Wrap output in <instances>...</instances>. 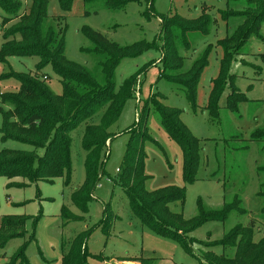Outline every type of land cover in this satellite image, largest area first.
Returning a JSON list of instances; mask_svg holds the SVG:
<instances>
[{"label": "rangeland", "instance_id": "1", "mask_svg": "<svg viewBox=\"0 0 264 264\" xmlns=\"http://www.w3.org/2000/svg\"><path fill=\"white\" fill-rule=\"evenodd\" d=\"M20 2L22 13L31 6L32 0ZM245 5L244 0H154L152 10L150 5L139 3H130L123 9L112 10L106 7L104 0H74L70 10L64 11L58 0H48V23L58 29L64 26L67 28V58L91 71L97 80L103 78L98 65L100 59L94 53L84 51L90 47V43L83 34V29L101 33L121 46L146 42L150 47L138 57L123 59L115 69L114 81L118 87L131 76L139 74L137 92L125 103L119 120L110 129L115 136L104 149L103 175L93 192L86 214H81L71 202L72 193L85 180L86 152L82 148L84 124L71 133V176L68 184L65 178L51 183L27 185L26 181L19 178L8 180L0 177V225L2 219L9 216H40L35 228L33 220L27 221L25 238L14 239L4 250H0V264L10 263L11 257L32 234L36 241L29 243L26 249L29 264H62V243L71 242L79 233L99 225L106 214V206L114 220L107 235L102 227H98L89 237L87 249L92 256L88 259V264H130L140 259L148 261V264H210L209 260H217L223 252L221 247L215 245L230 230L239 224L247 226L254 219L256 228L252 240L259 242L264 239V200L258 195L260 185L264 182V174L258 172V167L264 166V148L261 144L250 141L252 133L257 128L264 127V63L260 58L263 45L258 37H250L231 67V72L237 76L235 85L245 93L248 101L239 103L237 112L227 110V91L222 98L217 121H213L205 111L211 80L218 75L222 57V50L217 42L231 35L241 24L237 11H242ZM166 14L179 15L185 20H196L202 15L209 19L207 34L194 31L186 33L185 37L189 42L187 48L182 45L181 32L173 30L178 48H185L184 51L179 50L185 59V71L205 50L211 48L209 65L201 75L197 108L194 110L179 87L170 85L160 77L163 69L164 33L157 15ZM3 15L0 10V24ZM261 35L264 36V26ZM2 36L3 28L0 25V46L4 42ZM38 61L36 57H11L6 63H0V92H18L19 83L3 76L15 73L35 75ZM43 74L48 76L46 83L50 90L61 95V82L51 68H46ZM155 93L164 96L163 103L166 106L182 112L184 124L202 142L205 149L201 153L198 180L191 184L185 183L182 152L168 138L152 109L148 121L149 131L161 142L165 154L153 146L146 149L145 172L151 177L148 188L151 191L172 187L185 189L183 215L186 220L198 218L200 211H220L235 200L247 212L243 216L234 212L225 222L211 221L199 227L190 235L196 241L192 245V254L185 252L175 241L156 236L143 228L133 215L125 192L118 182H113L117 178V170L122 165L131 137L127 130L136 124L145 103ZM0 108L7 111L10 107L0 103ZM99 116L100 114L96 123ZM243 140L248 148L241 144L240 141ZM3 148L33 150L29 145L14 141L4 144L0 142V150ZM10 183L27 186H8ZM63 206L82 216V221H73L64 227L60 219ZM225 255L231 257L234 251H227Z\"/></svg>", "mask_w": 264, "mask_h": 264}, {"label": "trees", "instance_id": "2", "mask_svg": "<svg viewBox=\"0 0 264 264\" xmlns=\"http://www.w3.org/2000/svg\"><path fill=\"white\" fill-rule=\"evenodd\" d=\"M73 1L58 0L64 11L70 10ZM104 2L106 7L112 10L123 9L130 3L147 4L152 10L154 0H104ZM244 2L245 8L237 11L242 20L241 24L231 35L217 42V46L220 45L222 50V57L219 61L218 75L211 80V91L205 108L213 121L220 117V104L227 91H229L226 97L227 110L237 112L238 104L248 101L245 93L235 85L237 76L231 72V67L252 35L258 37L263 45L260 58L264 63V36L261 35L264 26V0ZM47 6L48 0H32L31 6L21 13L20 0H0V10L4 14L0 24L4 39L0 46V63H6L11 57H36L39 60L35 66V75L15 73L3 76L15 79L20 87L18 92H0V103L10 107L7 111L0 108V142L4 144L14 141L29 145L33 150L1 149L0 177L8 180L19 178L26 181L27 185L51 183L56 179L65 178L68 184L71 176V133L79 125L84 124L82 148L86 152L85 180L71 195L73 206L84 215L89 210L93 192L103 175L104 149L115 136L110 129L119 120L125 103L137 92L139 74L131 76L118 87L114 81L115 69L123 59L142 55L150 45L138 42L130 46H121L108 40L101 33L88 28L83 29L82 32L90 43V47L84 51L94 53L100 59L98 65L103 78L97 80L91 71L67 58L65 54L67 28L64 26L58 29L48 23L50 18ZM157 16L164 33L163 69L160 77L170 85L179 87L194 110L197 108L201 75L209 65L211 48L205 50V53L185 71V59L179 53V50L184 51L185 48H178L173 30L181 32L182 45L187 48L189 42L185 37L186 33L194 31L207 34L209 19L205 15L196 20H185L179 15ZM54 21L56 23L57 20ZM49 67L61 82V95L54 94L46 83L48 76L43 74V71ZM164 99L160 93L152 94L136 124L127 130L131 137L117 178L113 182H118L125 192L130 209L143 228L156 236L175 241L185 252L192 254V245L196 241L192 240L190 235L199 227L211 221L225 222L234 212L242 216L247 212L241 208L240 202L235 200L220 211H200L198 218L186 220L183 215L185 189L172 187L151 191L148 188L151 177L145 172L146 149L153 146L165 154L161 142L149 131L148 121L152 109L168 138L174 141L182 152L185 183L191 184L198 180L201 153L205 149L201 145L202 142L184 124L182 112L166 106L163 103ZM98 114L99 121L96 123ZM250 141L261 144L264 148V127L257 128L252 133ZM240 142L248 148L245 140ZM258 172L264 174V166H259ZM27 185L8 184L15 187ZM258 195L264 200V182L260 185ZM262 211L264 215V205ZM105 213L99 225L79 233L71 242L62 243V264H88V259L92 255L88 252L87 242L92 232L102 227L107 235L113 223L114 218L110 215L108 206ZM60 219L64 226L73 221H82L83 217L63 206L60 210ZM29 220H33L35 228L40 216H9L2 219L0 250H4L10 241L26 237V223ZM255 228L254 219L247 226L239 224L230 230L223 240L215 245L222 248V254L217 260L214 258L213 261L209 260V263L264 264V239L259 242L252 240ZM35 241V235H30L8 264H29L26 249L29 243ZM227 251H234V255L226 256ZM137 262L148 264V261L143 259Z\"/></svg>", "mask_w": 264, "mask_h": 264}, {"label": "crops", "instance_id": "3", "mask_svg": "<svg viewBox=\"0 0 264 264\" xmlns=\"http://www.w3.org/2000/svg\"><path fill=\"white\" fill-rule=\"evenodd\" d=\"M130 264H139L138 262H130Z\"/></svg>", "mask_w": 264, "mask_h": 264}, {"label": "built area", "instance_id": "4", "mask_svg": "<svg viewBox=\"0 0 264 264\" xmlns=\"http://www.w3.org/2000/svg\"><path fill=\"white\" fill-rule=\"evenodd\" d=\"M119 172V169L117 170V173Z\"/></svg>", "mask_w": 264, "mask_h": 264}]
</instances>
